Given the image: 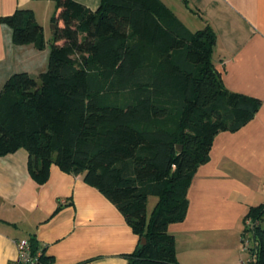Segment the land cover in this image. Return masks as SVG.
<instances>
[{"label": "trees", "instance_id": "obj_1", "mask_svg": "<svg viewBox=\"0 0 264 264\" xmlns=\"http://www.w3.org/2000/svg\"><path fill=\"white\" fill-rule=\"evenodd\" d=\"M48 1L55 29L47 69L12 74L0 90V157L24 149L37 184L52 165L83 176L138 237L123 255L128 264H180L168 227L186 217L196 170L214 137L244 127L261 100L227 90L212 61V29L191 32L160 0H101L95 11ZM0 24L15 46L45 49L31 11ZM244 219L247 264H264V203ZM28 243L37 264H52L34 237Z\"/></svg>", "mask_w": 264, "mask_h": 264}, {"label": "crops", "instance_id": "obj_2", "mask_svg": "<svg viewBox=\"0 0 264 264\" xmlns=\"http://www.w3.org/2000/svg\"><path fill=\"white\" fill-rule=\"evenodd\" d=\"M74 1L95 11L101 0ZM160 1L191 32L212 29V61L227 90L261 100L244 127L214 137L188 189L185 219L168 227L180 264H242L244 218L264 203V0ZM17 9L33 13L47 51L55 3L0 0V17ZM39 52L15 46L11 29L0 24V89L12 74L44 72ZM27 163L24 149L0 157V264H15L17 244L31 237L52 264H128L123 255L135 250L138 237L119 211L83 176L52 165L47 181L37 184Z\"/></svg>", "mask_w": 264, "mask_h": 264}, {"label": "rangeland", "instance_id": "obj_3", "mask_svg": "<svg viewBox=\"0 0 264 264\" xmlns=\"http://www.w3.org/2000/svg\"><path fill=\"white\" fill-rule=\"evenodd\" d=\"M51 25L52 24H50V26H49V29H51ZM46 48V47H45ZM44 50V49H43ZM43 50H41L39 53H41L40 54V57L37 59V62L38 63H41L42 61H43V66H44V68H45V70L47 69V65H48V62H47V57H48V55H49V47H48V49H47V51H43ZM42 56H43V59H42ZM44 70V71H45ZM30 75L32 74V73H29ZM38 74V73H37ZM37 76V75H36ZM3 87V86H2ZM1 90V89H0ZM155 203H156V198H154V197H149L148 198V203H147V214L149 215L150 214V212L152 211V209H153V207H154V205H155ZM247 225V224H246ZM243 232V231H242ZM245 238L246 239H248L249 238V236H248V234H246L245 235ZM241 247H242V256H243V260H242V262H244V264H247V262H248V259H249V255H248V248H250V244L249 245H247V246H245L244 247V245H243V243L241 242Z\"/></svg>", "mask_w": 264, "mask_h": 264}, {"label": "built area", "instance_id": "obj_4", "mask_svg": "<svg viewBox=\"0 0 264 264\" xmlns=\"http://www.w3.org/2000/svg\"><path fill=\"white\" fill-rule=\"evenodd\" d=\"M246 224H249V222L247 221ZM243 245L244 247L247 246L248 242L246 241ZM17 249H18V257L15 264H37V257L39 254H37L36 257L31 256L29 251V243L27 240L20 241L17 244Z\"/></svg>", "mask_w": 264, "mask_h": 264}, {"label": "water", "instance_id": "obj_5", "mask_svg": "<svg viewBox=\"0 0 264 264\" xmlns=\"http://www.w3.org/2000/svg\"><path fill=\"white\" fill-rule=\"evenodd\" d=\"M51 29H52V33L54 34V29H55V26L54 25H51ZM181 150V147L180 146H177V151L180 152ZM141 244H145V239H142L141 240Z\"/></svg>", "mask_w": 264, "mask_h": 264}]
</instances>
